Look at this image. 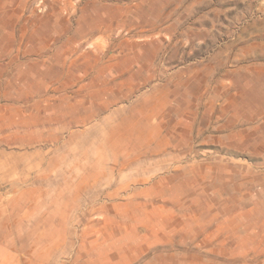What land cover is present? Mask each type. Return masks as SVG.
<instances>
[{"label":"rangeland","instance_id":"obj_1","mask_svg":"<svg viewBox=\"0 0 264 264\" xmlns=\"http://www.w3.org/2000/svg\"><path fill=\"white\" fill-rule=\"evenodd\" d=\"M0 264H264V0H0Z\"/></svg>","mask_w":264,"mask_h":264},{"label":"bare ground","instance_id":"obj_2","mask_svg":"<svg viewBox=\"0 0 264 264\" xmlns=\"http://www.w3.org/2000/svg\"><path fill=\"white\" fill-rule=\"evenodd\" d=\"M147 117H148V119H149V118H152V115H148ZM118 148H119L120 150H122V148H121L120 146H118ZM132 149H133L134 152H136L138 149H140V146H139V145H136V144H133ZM137 156H138V155H137ZM139 157H140V156H139ZM134 160H137V159H134ZM105 162L107 163V161H105ZM129 163H131V160H130L129 162H125L124 165H127V164H129ZM93 177L95 178V180H97V178L100 177V174H94Z\"/></svg>","mask_w":264,"mask_h":264}]
</instances>
